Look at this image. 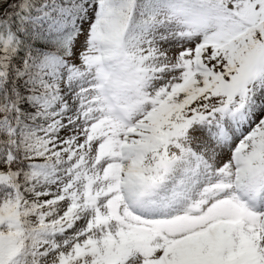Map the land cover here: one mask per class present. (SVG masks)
<instances>
[{"label": "snow or ice", "instance_id": "1", "mask_svg": "<svg viewBox=\"0 0 264 264\" xmlns=\"http://www.w3.org/2000/svg\"><path fill=\"white\" fill-rule=\"evenodd\" d=\"M0 264H264V0H0Z\"/></svg>", "mask_w": 264, "mask_h": 264}]
</instances>
